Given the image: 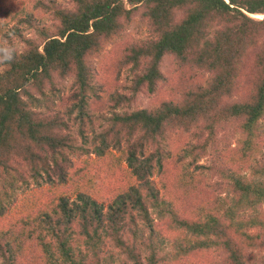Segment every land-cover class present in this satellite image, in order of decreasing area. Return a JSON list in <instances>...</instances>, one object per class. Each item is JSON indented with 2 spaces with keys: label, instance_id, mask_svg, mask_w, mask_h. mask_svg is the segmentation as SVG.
Segmentation results:
<instances>
[{
  "label": "trees",
  "instance_id": "trees-1",
  "mask_svg": "<svg viewBox=\"0 0 264 264\" xmlns=\"http://www.w3.org/2000/svg\"><path fill=\"white\" fill-rule=\"evenodd\" d=\"M0 44L1 264H264V0H0Z\"/></svg>",
  "mask_w": 264,
  "mask_h": 264
},
{
  "label": "rangeland",
  "instance_id": "rangeland-1",
  "mask_svg": "<svg viewBox=\"0 0 264 264\" xmlns=\"http://www.w3.org/2000/svg\"><path fill=\"white\" fill-rule=\"evenodd\" d=\"M256 17V16H255ZM263 16L261 17H256V18H259L261 19ZM138 20H141V17L140 16H137ZM44 22L46 25H50L51 24V21L48 19V18H45L44 19ZM135 24H132L126 34L127 35H130V34H133V36L136 38V39H141V38H144L146 35L145 33H142V34H137L135 33V30H133V26ZM28 37H31V38H37L36 34L34 32H31V33H28ZM111 46H109L108 49H110ZM170 65H171V59L167 56L164 58L163 60V63H162V70L163 72H167L169 69H170ZM141 99L143 100V104H142V107L146 108L148 106V103H149V99L146 98V97H141ZM234 131L231 130L230 128H224L223 131L221 132H217V136H216V146H212L209 148V151H208V156H206L201 162L200 164H208L209 163V160L211 157H213V150L215 149H224L225 147L227 146H230L232 149H235L237 146H238V143L239 141L241 140V136H237L233 133ZM117 157L120 155V153L118 152H113ZM122 166L126 169V171L128 170L127 169V163L126 161H122ZM231 166L227 163H225V166ZM232 167V166H231ZM248 172L246 171H243L242 174H246ZM155 181H158V178L156 177L155 178ZM221 182V179L219 177H215L214 178V182ZM4 186V184L0 183V191H1V188ZM3 191V190H2ZM1 191V192H2ZM38 191V189L36 188H32L31 190H29L28 192H25V193H22V192H18L17 194L15 195H11L9 198H2L0 199L1 200V205H8L9 202L11 200H13L14 197H16V200L11 204V206L8 208L7 210V214H0V228H4L5 226V223L7 222V219L9 217H12V216H17L19 215V213L21 212L20 208L23 204H24V201L27 200L28 198H31V199H35V195H36V192ZM39 192H40V189H39ZM33 197V198H32ZM24 208V207H23ZM263 211H264V206L262 207ZM9 215V216H8ZM255 255L258 257V259L256 260V262H261L263 260V257L259 254V253H255ZM0 264H1V261H0Z\"/></svg>",
  "mask_w": 264,
  "mask_h": 264
},
{
  "label": "clouds",
  "instance_id": "clouds-1",
  "mask_svg": "<svg viewBox=\"0 0 264 264\" xmlns=\"http://www.w3.org/2000/svg\"><path fill=\"white\" fill-rule=\"evenodd\" d=\"M15 58V48L10 44H0V63H10Z\"/></svg>",
  "mask_w": 264,
  "mask_h": 264
},
{
  "label": "bare ground",
  "instance_id": "bare-ground-1",
  "mask_svg": "<svg viewBox=\"0 0 264 264\" xmlns=\"http://www.w3.org/2000/svg\"><path fill=\"white\" fill-rule=\"evenodd\" d=\"M256 17H261L260 15H255Z\"/></svg>",
  "mask_w": 264,
  "mask_h": 264
}]
</instances>
